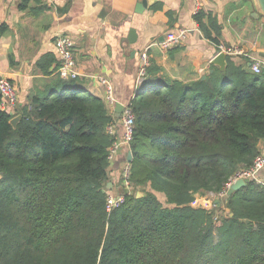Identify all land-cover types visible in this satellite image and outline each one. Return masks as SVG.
<instances>
[{"label": "trees", "instance_id": "1", "mask_svg": "<svg viewBox=\"0 0 264 264\" xmlns=\"http://www.w3.org/2000/svg\"><path fill=\"white\" fill-rule=\"evenodd\" d=\"M193 19L218 45L217 19L203 11ZM155 72L151 63L147 77ZM74 84L60 79V92L34 97L19 114L0 109V264H264V185L247 181L216 218L190 206L196 194L225 192L258 156L263 68L254 74L228 56L204 80L144 83L130 102L135 192L110 213L115 120Z\"/></svg>", "mask_w": 264, "mask_h": 264}, {"label": "crops", "instance_id": "2", "mask_svg": "<svg viewBox=\"0 0 264 264\" xmlns=\"http://www.w3.org/2000/svg\"><path fill=\"white\" fill-rule=\"evenodd\" d=\"M142 1L0 0V26H6L0 36V74L17 92L13 114L28 107L34 97L44 98L61 91L60 79L54 75L59 63L54 42L59 35H68L74 43L80 74L75 90L104 102L114 117L117 137L122 135L117 109L130 103L139 90V53L146 47L156 69L145 80L152 87L204 80L212 59L221 52L219 45L232 51L225 58L229 56L237 65L250 70L251 62L257 60L264 69V14L257 0H199V10L210 13L221 26L218 45L204 37L199 27L195 28V0H144L146 5L140 10ZM153 5L159 6L153 10ZM178 29L189 30L179 46L163 50L157 45L167 33ZM100 78L111 83L116 103H107ZM258 148L259 152L264 150V141ZM129 152L130 149L121 148L110 164L107 194L123 191L121 174L130 164ZM155 195L164 207L168 206L162 193ZM225 199L204 192L196 194L190 206L213 213L216 218L228 213L224 207L218 211Z\"/></svg>", "mask_w": 264, "mask_h": 264}, {"label": "built area", "instance_id": "3", "mask_svg": "<svg viewBox=\"0 0 264 264\" xmlns=\"http://www.w3.org/2000/svg\"><path fill=\"white\" fill-rule=\"evenodd\" d=\"M195 14L199 10V0H195ZM196 29L198 26L196 25ZM189 33L188 29H178L167 33L161 42L157 45L163 50H170L177 47L186 38ZM54 50L58 56V66L54 71V75L64 81H76L80 74L77 69L76 60L74 57V43L71 37L68 35H59L54 42ZM219 50L225 54H232L230 49H227L223 45H219ZM149 47H146L139 53V65L137 70V87L147 77V69L151 62L149 57ZM250 71L254 74H260L262 71L261 63L257 60H253L250 64ZM99 82L106 88L107 103L114 104L116 100L113 96V87L111 83L100 78ZM17 103V92L14 85L4 75L0 74V109L13 113V109ZM119 124L122 128V135L117 137L114 132V125L107 127V134L113 138L112 144L109 147L107 160L111 164L120 151L121 148L130 149V144L133 138L135 128V116L132 111L131 103L123 104L121 106ZM264 172V150L259 152L258 156L254 159L252 166L242 172H239L235 178L227 184L226 190L229 186L238 179H243L245 182L254 181L256 183L264 185V177L261 173ZM130 164H127L122 170L121 182L123 185V191L118 194H107L106 197V211L110 213L112 210L122 206L127 196L133 192V187L130 183ZM220 197L226 196V191L219 194Z\"/></svg>", "mask_w": 264, "mask_h": 264}, {"label": "water", "instance_id": "4", "mask_svg": "<svg viewBox=\"0 0 264 264\" xmlns=\"http://www.w3.org/2000/svg\"><path fill=\"white\" fill-rule=\"evenodd\" d=\"M258 4H259V8L261 10V12L264 14V0H257ZM141 6H139V9L141 10V8H143L146 5V2L143 0L140 3ZM142 12V11H141ZM225 53L220 52L218 53L213 59H212V64L213 65H217L220 67V69H224L225 68ZM146 80V79H145ZM145 80H143L140 85L138 86V88L140 89L142 87V85L145 83ZM121 111V105L120 107H118L117 112L119 115V112ZM21 117L20 115H17L15 117H13L10 121V124L15 128L17 123L20 121ZM128 161L131 162L132 161V154L131 152L128 153ZM246 182L243 179H238L236 181H234L229 188L226 190V198L229 197L230 195H232L234 192H236L237 190H239L241 187L245 186ZM141 194L137 193V197H140ZM218 203V201H217Z\"/></svg>", "mask_w": 264, "mask_h": 264}, {"label": "rangeland", "instance_id": "5", "mask_svg": "<svg viewBox=\"0 0 264 264\" xmlns=\"http://www.w3.org/2000/svg\"><path fill=\"white\" fill-rule=\"evenodd\" d=\"M134 192H135V191H133L132 194H134ZM137 193H140V194H141V192H139V191H138ZM137 193H136V195H137Z\"/></svg>", "mask_w": 264, "mask_h": 264}]
</instances>
